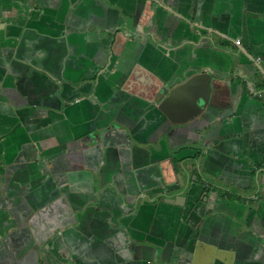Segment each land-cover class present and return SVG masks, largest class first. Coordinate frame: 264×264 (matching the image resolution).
I'll use <instances>...</instances> for the list:
<instances>
[{
	"label": "crops",
	"instance_id": "obj_1",
	"mask_svg": "<svg viewBox=\"0 0 264 264\" xmlns=\"http://www.w3.org/2000/svg\"><path fill=\"white\" fill-rule=\"evenodd\" d=\"M0 21V264H264V0Z\"/></svg>",
	"mask_w": 264,
	"mask_h": 264
},
{
	"label": "water",
	"instance_id": "obj_2",
	"mask_svg": "<svg viewBox=\"0 0 264 264\" xmlns=\"http://www.w3.org/2000/svg\"><path fill=\"white\" fill-rule=\"evenodd\" d=\"M0 29L5 31V35L7 37H20L23 27L17 24H13V23H8V22H1L0 21ZM208 105H210V101H205L203 103L202 108L205 109ZM177 198H183L181 196L177 197ZM163 200H166L168 202L171 203H177L178 204V199H173V198H163Z\"/></svg>",
	"mask_w": 264,
	"mask_h": 264
}]
</instances>
